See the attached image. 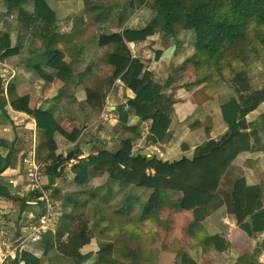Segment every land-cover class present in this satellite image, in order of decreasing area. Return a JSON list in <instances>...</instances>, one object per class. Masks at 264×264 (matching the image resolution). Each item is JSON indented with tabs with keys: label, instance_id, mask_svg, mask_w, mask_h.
<instances>
[{
	"label": "trees",
	"instance_id": "trees-1",
	"mask_svg": "<svg viewBox=\"0 0 264 264\" xmlns=\"http://www.w3.org/2000/svg\"><path fill=\"white\" fill-rule=\"evenodd\" d=\"M130 5L151 8L157 11V15L140 29L99 35L98 44L109 48L103 61L111 71L99 80L98 87L87 88L86 99L90 112L91 109L96 112L92 116L95 119L115 80L119 79L132 91L131 98L110 111L119 123L114 128L118 150L113 154L102 151L98 156L74 165L72 170L75 175L72 181L76 185H85L105 174L118 190H125L118 208L112 212V224L99 227L70 211L64 214L66 222L55 232L46 230L42 233L41 240L37 242L42 243L40 256L20 249L9 264H45L42 256L48 257L52 251L73 264H83L93 254H82L81 249L93 238L97 240L98 250L92 264H144L149 263L146 250L156 254L168 249L177 253L183 249L182 259L189 264H212L208 261L198 263L191 252L227 253L231 249L225 233L210 234L203 226L204 220L223 208L232 216H236L237 208L243 212L244 218L238 226L250 240L255 241L254 247L242 251L234 264H264L259 261L264 251V186L247 185L243 176L230 173L243 132L250 128L253 136L258 133L255 125L246 123L245 116L264 101V86L260 89L251 86L247 66L256 60L264 48V31L251 35L248 40L250 51L244 39L251 26L255 32L257 26H264V0H132ZM7 6L9 11L18 10L20 14L30 16L13 0L8 1ZM178 25L194 35L190 40L193 54L183 65L189 63L192 66L195 83H205L208 92L215 91L219 82H227L234 90L236 95L222 103L220 111L228 125L238 124V128L199 144L190 158L182 156L165 161L133 150L132 140L144 133V123L148 121H151L147 137L149 142L168 140V132L154 128L152 119L155 112L171 117L174 101L164 92V85L154 80L147 62L132 52L128 44L134 43L136 46L152 37L157 29H161L169 39L177 34ZM42 45L40 57L51 71L47 72L38 62L34 67L39 79L44 83L57 79L67 84L74 76L73 62L66 60L65 52L56 47L52 37L42 38ZM20 50L21 43L12 44L9 32L0 33L1 62ZM161 54L162 49H156L154 59H159ZM43 87L44 84L33 89L35 94L38 92L37 98L42 94ZM14 93L12 83L4 90L0 81V109L4 110L6 96L13 102ZM61 96L62 90L57 98ZM21 107L30 111L25 105ZM83 111L85 115L88 114L86 107ZM45 155V152L36 150L39 162L43 161ZM70 157L71 154L66 159ZM59 159L55 157L53 161ZM17 164L18 153L14 148H10L5 155L0 154V196L19 201L21 211L27 207V202L36 201V205H41V213L45 212L46 202L40 197L46 194L52 200V197L60 194L59 189L53 186L55 178L59 177L55 163L43 169L48 173L49 184L29 191L23 197L15 196L2 176L6 169H15ZM104 187L105 191L101 192ZM137 190H142L144 196ZM80 194L81 200L76 197L77 194L68 196L73 208L89 200L106 202L112 198L113 189L109 184H92L90 190H83ZM171 212L190 213L191 218L185 226V235L162 247L161 235L169 230L166 214ZM65 233L67 235L63 238Z\"/></svg>",
	"mask_w": 264,
	"mask_h": 264
},
{
	"label": "crops",
	"instance_id": "crops-1",
	"mask_svg": "<svg viewBox=\"0 0 264 264\" xmlns=\"http://www.w3.org/2000/svg\"><path fill=\"white\" fill-rule=\"evenodd\" d=\"M20 1L16 3L20 4ZM156 15V10L142 7L119 29L113 28L112 31L140 29ZM42 16L45 17L44 14ZM138 17H143L144 20H139ZM41 21L43 25L45 24L42 28L43 31L34 34L35 37H38L36 42L40 44V47L31 48L29 54L21 59H16L22 54L20 50L18 54L2 61L14 73L8 84L14 85L15 93L13 102H10L6 96L7 103L4 110L0 109V154L5 155L10 148H14L18 153L17 167L6 169L2 173L5 182H8V179L12 177L19 180L17 176L24 172L22 164L19 163L20 158L27 152H34L36 155L37 149L46 154L43 159L44 167L55 163L59 176H61L62 170H69L66 175L71 180L75 176H71L73 175L71 172L76 163L82 160L87 161L89 157H96L102 151L115 153L118 150V145L114 139V128L118 127L119 123L114 115L110 114V111L116 110L118 106L125 103L127 98L133 96L132 91L126 88L122 81L115 80L106 96L104 107L101 109L109 108L108 115L104 117L99 114L95 119L90 114L85 115L83 108L87 103V88L98 87L99 80L104 77L103 71H111L110 67L101 62V48L104 47L98 44L99 35L108 33L105 26L108 24L104 20L99 22L93 20L91 24H83V21L86 20H76L78 26L76 28L72 26V20ZM81 24L83 25L79 27ZM89 26H91V32H88ZM185 32L183 30L179 33L184 34ZM48 36L53 38L54 43L56 41V47L65 52L66 60L73 62L74 76L67 84H63L57 79L44 83L39 79L34 67L38 62H41L42 68L47 72L51 71L44 65L43 59L40 57L43 50L42 38ZM160 41L158 31H156L152 37L137 43L136 46L134 43L128 45L130 49L140 51L149 43L156 47ZM190 45L191 43L188 41L178 48L173 42L168 43L167 47L158 46L162 49V54L149 67L153 72L154 80L164 85V92L171 96L174 103L171 117L155 112L152 121L154 128L164 129L168 132L169 137L164 142H149L147 137L151 121H148L144 123V133L132 140L135 152L147 157L156 156L165 161H173L182 156L190 158L199 144L209 139H215L228 130L235 131L238 128V124L228 125L223 120L220 111L221 104L236 95L234 90L227 84L220 83L215 91L208 92L205 83H195L192 66L189 63L183 65L193 51V47ZM141 54L142 57H147L148 53L143 50ZM38 57V61H32ZM140 59L144 62L143 58ZM166 60H169V66ZM42 84H44L43 92L37 98L38 92L35 94V91H32ZM60 90L63 91V96L57 98ZM23 99L26 101L22 102ZM21 105H25L30 111ZM86 120L91 123L87 124V127H82L83 121ZM245 121L247 124L255 125L258 128V133L253 136L250 128L243 132L236 147L237 156L232 163L230 173L243 176L247 185L264 186V101L245 116ZM70 154V159H66ZM55 157H60V159L54 162L53 158ZM23 176L25 178L24 173ZM18 184V186L10 185L12 193L23 197V194L29 192L23 187L26 184V178L21 185L19 182ZM12 203V200L0 196V215L11 211ZM33 205L36 204L31 201L27 202V209L21 211L24 214V219L26 217L30 219L33 216L35 212L31 210L34 208ZM243 218L244 214L239 208L236 210V216H232L226 208H223L204 220L203 226L208 233L223 232L231 243V249L225 253L228 259L221 261L220 264L223 262L224 264H234L242 251L254 247L255 241L250 240L238 226ZM21 229L25 231V227ZM0 233H3L1 226ZM2 241L0 238V242ZM23 249L41 255L39 250H35L36 248ZM97 250V240L93 238L88 245L81 249V252L82 254L91 253L94 256ZM210 252L221 254L215 251ZM231 253H234L235 257H229ZM14 255L15 253H12V257L8 258L11 260ZM93 256L87 258L88 261L92 260L93 262ZM195 256L203 258V253L196 251ZM203 259L201 262L208 261ZM259 261L264 263V251L260 254Z\"/></svg>",
	"mask_w": 264,
	"mask_h": 264
},
{
	"label": "rangeland",
	"instance_id": "rangeland-1",
	"mask_svg": "<svg viewBox=\"0 0 264 264\" xmlns=\"http://www.w3.org/2000/svg\"><path fill=\"white\" fill-rule=\"evenodd\" d=\"M17 1L19 0H14V2ZM131 1L132 0H21L20 5L22 9L30 14V16H27L25 14H20L18 10L9 11L7 6L8 1L0 0V33L7 31L9 32L12 44H16L18 43V41L21 43L22 54L16 57V59H21L29 54L31 48L40 47V44L36 42V39H38V37H35L34 34L43 31L42 30L43 24L41 20H65V21L72 20V26H75L76 28H78V26L76 25V20H86L85 22L83 21V24H91L93 20H96L98 22L100 20H104L106 24H108L105 25L107 27L106 32L110 33L113 32L112 31L113 28L119 29V27L123 25V23L126 20H130L138 12V10H140V8L145 7V6L132 7L130 5ZM42 14H44L45 17H43ZM138 19L144 20L143 17H138ZM83 24H81L79 27H81ZM87 29L88 32L92 31L91 26H89ZM257 29L258 30L255 32L253 31L254 28L251 26L250 29H248L247 35L244 39L246 45H248L249 51L251 48V44L248 43V40L250 39L251 35L257 32L261 34V32L264 31V26H257ZM157 31L161 41L156 47L154 46V44L150 45L149 43L148 46L147 45L146 47L144 46V48L140 49V51H138L137 49H131L132 52H134L137 56L139 54L140 55L139 57L143 58L144 62H147L149 66H152V63L155 60L154 57H155L156 48L167 47L168 43L170 42H173V44L178 48L179 46L184 45L185 42L188 41L190 42V40L193 39L194 36L188 30H184L186 31L184 34L179 33V32H183V29H181L180 25H178L177 34L175 36H171L169 39L163 34V31L161 29H157ZM101 50H102L101 62L103 65H105L103 61V56L105 52L109 50V48L104 47L101 48ZM143 50L148 53L146 55L147 57H142L143 55L141 53L143 52ZM261 51L262 52L258 55L256 60L251 62L247 66V72L249 74L250 84L254 89H260L264 86V48ZM192 54L193 51L191 55ZM38 60L39 57L38 59L32 61H38ZM166 62L169 66L170 65L169 60L168 61L166 60ZM102 69L104 70L103 67ZM108 72L109 71L107 70L103 71L102 73L103 76L106 77L108 75ZM192 74H193V70H192ZM220 83L227 84V82H219V84ZM85 107L87 109L88 114H90V116L96 115V112L94 110L91 109L90 112V108H88L89 106L85 105ZM105 109L106 107L103 110H101V112L99 113L100 116L106 117V115L103 114ZM107 109L109 110V108ZM87 124H88V120L83 121L82 127H87ZM75 165L78 166L80 164L76 163ZM108 170L109 172L112 171L110 169ZM68 172L69 170L67 171L62 170L60 172L61 176L55 178L53 183L54 188L59 189L60 194H56V196L52 197V200L50 199L48 200L50 202V206L52 209V213H53L52 216L56 219L57 222V224L53 223L52 228H50V230L56 231V229L60 225L64 224L66 222V217H64V214L70 211H74L79 216L83 217L84 219H87L91 224L92 223L98 224L99 227L111 226L112 214H113L112 212L113 210L118 208L119 202L121 200V197L124 195L125 190H118L116 184L110 182L107 175L105 174L101 177H97L92 181H89L85 185H76L73 183L71 179H69V176L66 175L68 174ZM71 173L73 174L71 176H74V173L73 172ZM42 174H43L42 185L46 186L49 184L48 173H46L43 170ZM17 177H19L18 182L20 183V185L23 183V181L26 178V177L24 178L23 173H21V175ZM92 184L98 186L101 184L107 186L109 184L113 189L112 198L106 202H103L99 199L89 200L87 201L86 204L84 205L80 204L77 207L73 208L72 201L69 198L70 195L72 196V194L73 195L77 194V196L76 195L75 196L80 198L81 200L82 194L80 193L83 190H88V189L90 190ZM18 185L19 184H17V186ZM105 188L106 187H104V189H102L101 192H104ZM137 192L143 193L142 195L144 196V192L142 190H137ZM23 195L25 196L26 194ZM63 196L66 198H64ZM63 202H65V204ZM10 206H11L10 207L11 211H9L6 214L0 215V226L1 229H3V233L2 234L0 233V238L1 241L3 240L6 243H12L13 239H15L16 237L22 234H28L30 231L29 228L30 225L35 224L37 222L38 220L37 218L41 213V205L39 204L33 205L34 208L31 209L35 211V212L33 211L34 212L33 216L30 217V219L27 217L26 219H24V214H22L23 212H21V210L19 209L20 208L19 201H13V203ZM166 217L167 220L169 221V230L168 233H164L163 235H161L162 247L165 245L169 246L174 239L182 238L185 235L184 229L185 226H187L189 219L191 218V214L184 212H178V213L171 212V213H167ZM22 227H25L24 229L25 231H22L21 229ZM17 232L19 233L17 234ZM6 238L8 239L4 240ZM24 248L27 249L36 248L35 250H39L41 253L42 243H28L24 245ZM182 251L183 249H181V251L177 253V252L169 251L168 249L165 251L163 250L158 251L156 254H154L152 253L151 250H146V254H148L147 258L149 259L148 260L149 263H144V264H189L187 261H184L182 259V254H183ZM191 253L196 255V253L194 252ZM229 257H235V254L231 253ZM93 258L95 259V256ZM203 258L207 259L208 262H212V264H220L221 261L224 260L226 261V259H228L225 253L219 254L212 252L203 253ZM203 258L199 256L196 258V261L198 263H201V259ZM10 261L11 260L7 258L5 259L3 264H9ZM42 261L45 264H73L69 259H63L57 256L55 251H52L48 257L42 256ZM84 262L86 263L83 264H92V260L90 261L87 260Z\"/></svg>",
	"mask_w": 264,
	"mask_h": 264
},
{
	"label": "built area",
	"instance_id": "built-area-1",
	"mask_svg": "<svg viewBox=\"0 0 264 264\" xmlns=\"http://www.w3.org/2000/svg\"><path fill=\"white\" fill-rule=\"evenodd\" d=\"M13 75V71L0 60V81L4 90ZM116 81L118 82L120 80L117 79ZM108 111L109 110L106 108L103 114L107 116L109 113ZM20 162L23 166V173L26 177V184L24 185V188L29 191L41 189L42 171L44 169L43 161L39 162L34 152H27L22 155ZM8 184L16 186L18 184L17 178H9ZM40 199L46 202V211L39 214L37 222L31 226L29 233L16 237L13 239L12 243H6L5 241L0 242V264H2L8 257H12V253H16L17 250L23 249L25 244L39 242L41 240L42 233L47 229L50 230L53 223L57 224L56 219L52 216V209L46 194H43ZM31 202L36 204V201ZM66 235L67 234L65 233L63 238H65Z\"/></svg>",
	"mask_w": 264,
	"mask_h": 264
},
{
	"label": "water",
	"instance_id": "water-1",
	"mask_svg": "<svg viewBox=\"0 0 264 264\" xmlns=\"http://www.w3.org/2000/svg\"><path fill=\"white\" fill-rule=\"evenodd\" d=\"M5 1H10V0H5ZM1 60V59H0Z\"/></svg>",
	"mask_w": 264,
	"mask_h": 264
}]
</instances>
